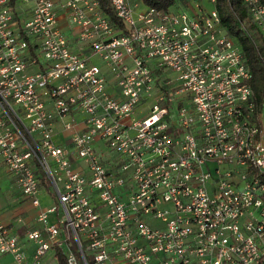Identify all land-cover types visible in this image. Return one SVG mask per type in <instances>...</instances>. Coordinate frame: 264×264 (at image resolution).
I'll return each instance as SVG.
<instances>
[{
  "label": "built area",
  "instance_id": "2783aa9c",
  "mask_svg": "<svg viewBox=\"0 0 264 264\" xmlns=\"http://www.w3.org/2000/svg\"><path fill=\"white\" fill-rule=\"evenodd\" d=\"M207 1L0 0V159L39 223L28 253L0 216L10 264H77L69 230L84 264H264V101Z\"/></svg>",
  "mask_w": 264,
  "mask_h": 264
},
{
  "label": "trees",
  "instance_id": "16d2710c",
  "mask_svg": "<svg viewBox=\"0 0 264 264\" xmlns=\"http://www.w3.org/2000/svg\"><path fill=\"white\" fill-rule=\"evenodd\" d=\"M148 5L167 8L179 6L185 0H142ZM264 3V0H261ZM101 5L116 19L108 0H100ZM220 20L226 29L240 42L246 60L253 71L252 86L257 103H262V77L264 68V42L254 23L249 19L242 0H215ZM58 264H68L66 253L61 246H55Z\"/></svg>",
  "mask_w": 264,
  "mask_h": 264
},
{
  "label": "crops",
  "instance_id": "0c3cea01",
  "mask_svg": "<svg viewBox=\"0 0 264 264\" xmlns=\"http://www.w3.org/2000/svg\"><path fill=\"white\" fill-rule=\"evenodd\" d=\"M201 1L208 4L207 0ZM65 135L66 131L60 129V125H58L54 138L64 144ZM0 165L2 166L1 169L3 168L0 176L5 179V188L3 190L0 188V216L3 221L11 226L12 230L18 235L22 246L30 253L33 249V242L27 238L25 231L28 227H34L39 224L35 218L36 207L22 194L14 175L5 168L1 159ZM42 180L45 183V188L39 193L41 204H43L41 198L46 201L45 204L51 200H56L54 192L47 185V180L44 178ZM0 262L3 264L12 263L11 254L0 253ZM44 262L45 264H58L55 246L46 251Z\"/></svg>",
  "mask_w": 264,
  "mask_h": 264
},
{
  "label": "rangeland",
  "instance_id": "374dc122",
  "mask_svg": "<svg viewBox=\"0 0 264 264\" xmlns=\"http://www.w3.org/2000/svg\"><path fill=\"white\" fill-rule=\"evenodd\" d=\"M179 7L182 9L186 8L184 4H180ZM187 10L189 11V9H187ZM97 60L99 61V59H97ZM1 167L2 166L0 165V172L3 171V168L1 169ZM4 181H5V179L2 176H0V188H1V190H3L5 188ZM44 188H45V185H43L42 190ZM41 199H42V203L45 204L46 201H44L43 198H41ZM60 214H61V211H59V215ZM69 231H70V236H69L68 241H65V245H69L70 249L74 252V255H75L76 260H77V264H84L81 253H80L79 248H78V245H77L76 240L74 238V235H73L71 230H69Z\"/></svg>",
  "mask_w": 264,
  "mask_h": 264
}]
</instances>
